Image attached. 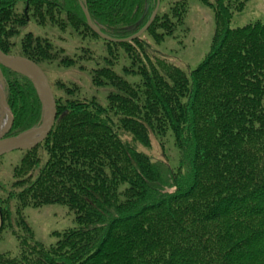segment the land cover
Masks as SVG:
<instances>
[{"label":"trees","instance_id":"1","mask_svg":"<svg viewBox=\"0 0 264 264\" xmlns=\"http://www.w3.org/2000/svg\"><path fill=\"white\" fill-rule=\"evenodd\" d=\"M158 1L167 9L142 31L157 0H0L2 52L44 72L77 64L81 56L48 37L26 32L17 43L30 20L101 39L108 57L91 83L113 88L103 105L75 82L48 78L55 123L20 150L0 197V236L9 230L18 249L0 252V264H264V19L232 28L247 0H201L215 29L205 58L186 71L141 38L160 44L184 22L187 0ZM121 59L138 80L114 70ZM0 77L11 138L41 122L42 103L22 73L0 64ZM152 135L172 137L175 166L139 149ZM51 203L73 211L76 226L45 245L24 209Z\"/></svg>","mask_w":264,"mask_h":264},{"label":"rangeland","instance_id":"2","mask_svg":"<svg viewBox=\"0 0 264 264\" xmlns=\"http://www.w3.org/2000/svg\"><path fill=\"white\" fill-rule=\"evenodd\" d=\"M214 3L215 0H209ZM188 8L181 26H177L171 36H166L156 44L146 33L141 35L149 50L156 55L167 58L178 67L188 71L194 69L205 58L210 49L211 39L215 29L214 12L212 8L201 0H187ZM167 9L163 2L158 9L163 12ZM158 13V11H157ZM264 19V0H247L244 8L233 14L230 20L232 28L240 27L256 20ZM32 32L36 36L50 38L57 47H63L64 53L69 56H81L72 67H57L55 64L44 70L50 81L60 78L68 82H75L79 86L81 95H95L103 105L107 103V95L113 88L109 85L94 87L91 83V71L97 66H103V60L108 57L105 44L101 39H82L79 35L67 31L57 30L55 27H42L30 20L21 27L20 37ZM96 54V55H95ZM98 63V65L96 64ZM130 62L121 59L114 70L129 81L138 80V75L125 74L123 66ZM7 115L5 116V120ZM149 147L139 146V149L153 159L166 160L171 166L177 164V152L173 146L172 137H165L163 144L151 136ZM22 153L13 150L0 156V197H5L14 180L13 167L20 161ZM26 221L33 230L34 238L45 245L54 244L61 233L76 226L74 213L67 206L51 203L38 208L26 207L24 209ZM18 251L17 241L9 230H4L0 236V252L15 254Z\"/></svg>","mask_w":264,"mask_h":264},{"label":"water","instance_id":"3","mask_svg":"<svg viewBox=\"0 0 264 264\" xmlns=\"http://www.w3.org/2000/svg\"><path fill=\"white\" fill-rule=\"evenodd\" d=\"M158 9L159 1L157 0L154 12L142 31L146 29V27L154 19ZM85 15L91 28L97 31V29L91 23L87 12H85ZM0 64L13 71L22 73L27 78H29L42 103V120L37 126L29 128L14 137H6V134L11 128L13 117L5 102V96L0 77V111L5 112L8 117L7 124L0 133V156H2L13 150H28L36 146L52 129L55 123L57 112L55 96L48 77L36 62L23 55L6 54L0 50Z\"/></svg>","mask_w":264,"mask_h":264},{"label":"bare ground","instance_id":"4","mask_svg":"<svg viewBox=\"0 0 264 264\" xmlns=\"http://www.w3.org/2000/svg\"><path fill=\"white\" fill-rule=\"evenodd\" d=\"M50 83V82H49ZM7 114L5 113V112H3V111H0V133L2 132V130L5 128V126H6V124H7V119H8V117L6 118V120H5V116H6ZM35 148V147H34ZM33 148V149H34ZM28 151V150H27Z\"/></svg>","mask_w":264,"mask_h":264}]
</instances>
